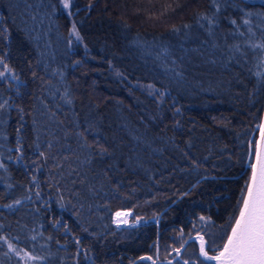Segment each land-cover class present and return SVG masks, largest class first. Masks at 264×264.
Wrapping results in <instances>:
<instances>
[{
    "label": "trees",
    "instance_id": "16d2710c",
    "mask_svg": "<svg viewBox=\"0 0 264 264\" xmlns=\"http://www.w3.org/2000/svg\"><path fill=\"white\" fill-rule=\"evenodd\" d=\"M215 4L0 0L18 77L0 79V264L168 261L198 232L222 246L264 110V0ZM120 210L154 221L117 228Z\"/></svg>",
    "mask_w": 264,
    "mask_h": 264
},
{
    "label": "snow or ice",
    "instance_id": "6c2138e0",
    "mask_svg": "<svg viewBox=\"0 0 264 264\" xmlns=\"http://www.w3.org/2000/svg\"><path fill=\"white\" fill-rule=\"evenodd\" d=\"M74 0H62V7L69 9ZM215 4V0H213ZM216 10L219 11V5L215 4ZM91 7V5H89ZM171 5H167V8ZM71 15V12L68 13ZM248 15H251L249 13ZM205 20L210 25L214 24L212 17L204 16ZM235 23V21H232ZM244 23H248L247 20ZM187 27V25H185ZM173 30H176L175 28ZM70 36H75L77 40H80V34L76 30L75 24H73ZM253 48L264 49V43L259 45H252ZM237 50L239 47L237 46ZM11 77L13 80H17L14 70L9 67L3 57H0V79H7ZM151 88V85H148ZM160 95H163L162 93ZM3 105H0L2 108ZM256 131L259 132V140L251 141L254 144V149L250 155H254L255 162L250 164L251 177L250 181L246 182L247 192L242 197V206L239 208V214L235 218L234 224L230 225V233L226 234V240L222 247L215 250L214 255H209V250H206V241L202 236L197 238L200 240L199 253L203 257V261L200 264H204L205 261H215L216 264H264V124H258ZM51 147V145H49ZM19 150V148L17 149ZM102 150L101 154H103ZM40 156H44L43 152L39 153ZM3 165H0L2 167ZM19 203V201H17ZM8 207H11L10 205ZM122 213L117 212L116 216H121ZM126 215V214H125ZM201 220L204 218L201 217ZM223 239V237H222ZM0 241L7 243L5 237H0ZM10 250H12V244H8ZM177 253L179 249H174ZM27 256V253H25ZM34 259V257H29ZM142 260H152V257H141ZM155 264V261H152ZM184 264H188L187 261Z\"/></svg>",
    "mask_w": 264,
    "mask_h": 264
},
{
    "label": "water",
    "instance_id": "95a60500",
    "mask_svg": "<svg viewBox=\"0 0 264 264\" xmlns=\"http://www.w3.org/2000/svg\"><path fill=\"white\" fill-rule=\"evenodd\" d=\"M260 124H264V110H263V115H262V119H261V123H260ZM257 140H259V132H258ZM254 162H255V157H254V161H253V163H254ZM250 177H251V173H250ZM249 181H250V178H249ZM246 192H247V188H246ZM246 192H245V195H246ZM241 206H242V205H241ZM238 214H239V212H238ZM237 216H238V215H237ZM153 221H154V220H143V221H141V224H148V223H152ZM234 222H235V221H234ZM233 224H234V223H233ZM230 231H231V228H230V230H229V233H230ZM198 236H202V237L204 238V240L207 242L206 245H205V247H206V250H208V240L206 239L205 235L202 234V233H197V234H195V235L189 237V238L185 241V243L180 247L179 252L177 253V256H176L175 258L169 260V261H158V260H155V259H153V258H152V260H146V259L142 260L141 257H140L139 259H137L136 261H134L133 264H137V263L140 262V261H150L151 263H152V261H155V264H172V263H174L176 260H179V259L181 260L182 263H184L185 260H183V259L181 258V256H182V254H183L185 248L187 247V245L190 244V243H196V244H197L199 257H200V259L203 261V257H201V256H200V253H199L200 240L197 238ZM225 240H226V239H225ZM222 245H223V244H222ZM220 247H222V246H220ZM217 249H218V248H217ZM217 249H216V250H217ZM214 254H215V252H214V253H210V252H209V255H214ZM142 257H148V256H142ZM150 257H151V256H150ZM205 263H208V264H216L215 261H205Z\"/></svg>",
    "mask_w": 264,
    "mask_h": 264
},
{
    "label": "rangeland",
    "instance_id": "374dc122",
    "mask_svg": "<svg viewBox=\"0 0 264 264\" xmlns=\"http://www.w3.org/2000/svg\"><path fill=\"white\" fill-rule=\"evenodd\" d=\"M10 78H11V77H10ZM123 211H126L128 214H130V218H129L130 222H129L128 225H120V224H118V223L115 221V219H113V220H114V224H115V226H116L117 228H127V227L138 226V225L141 224V221H143V219L132 220L133 212L130 211V210H123Z\"/></svg>",
    "mask_w": 264,
    "mask_h": 264
},
{
    "label": "bare ground",
    "instance_id": "6f19581e",
    "mask_svg": "<svg viewBox=\"0 0 264 264\" xmlns=\"http://www.w3.org/2000/svg\"><path fill=\"white\" fill-rule=\"evenodd\" d=\"M118 212H120V213H122V215L121 216H119V217H117L116 216V213H115V215H114V219H115V221L118 223V224H120V225H128L129 224V222H130V220H129V218H130V214H128L126 211H123V210H120V211H118ZM126 214V215H125Z\"/></svg>",
    "mask_w": 264,
    "mask_h": 264
},
{
    "label": "flooded vegetation",
    "instance_id": "af4514ba",
    "mask_svg": "<svg viewBox=\"0 0 264 264\" xmlns=\"http://www.w3.org/2000/svg\"><path fill=\"white\" fill-rule=\"evenodd\" d=\"M216 247V245H212L209 243V247H208V250L209 252H212L214 250V248ZM197 257L199 259V256H198V251H197ZM197 257L194 255V256H190L189 258H187V260L190 262V264H200V259L198 260ZM177 262V261H176ZM175 262V263H176ZM183 264V263H182ZM206 264V263H204Z\"/></svg>",
    "mask_w": 264,
    "mask_h": 264
}]
</instances>
